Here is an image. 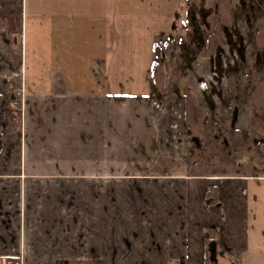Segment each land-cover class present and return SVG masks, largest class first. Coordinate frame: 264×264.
Here are the masks:
<instances>
[{
  "label": "crops",
  "instance_id": "0c3cea01",
  "mask_svg": "<svg viewBox=\"0 0 264 264\" xmlns=\"http://www.w3.org/2000/svg\"><path fill=\"white\" fill-rule=\"evenodd\" d=\"M117 5L0 0V67L19 71L0 78V96L22 115L20 132L0 131V260L203 264L212 230L215 264H264V177L112 174L113 117L123 133L150 131L152 97L145 81L141 95L107 92ZM117 99L139 111L120 119Z\"/></svg>",
  "mask_w": 264,
  "mask_h": 264
},
{
  "label": "rangeland",
  "instance_id": "374dc122",
  "mask_svg": "<svg viewBox=\"0 0 264 264\" xmlns=\"http://www.w3.org/2000/svg\"><path fill=\"white\" fill-rule=\"evenodd\" d=\"M112 1H118L126 18L119 52L108 56L107 92L141 95L145 81L152 95L151 100H142L150 105V131L123 133L120 120L113 117L112 174L187 173L190 157L197 148L185 141L184 103L194 105L195 125L205 134H242L240 140H229L230 153L228 148L220 149L221 155H229L225 159L241 163L252 158L260 149L259 141L264 140V130L254 122L263 111L249 97L257 75L264 70V50H259L255 42L259 30L264 31V0H228L229 20L220 25L216 24V0ZM113 29L117 27L113 25ZM4 40L0 38V46ZM154 62L163 76L161 89L152 84L150 66ZM18 72L3 65L0 78ZM138 101L141 100L132 102ZM16 102H5L0 131L3 123L8 124L7 109ZM132 102L113 100V110L118 109L120 119L122 114L130 115V110L139 111ZM241 145L246 146L242 155L237 152ZM137 161L145 164H135ZM254 171L261 172L250 173L256 174Z\"/></svg>",
  "mask_w": 264,
  "mask_h": 264
},
{
  "label": "trees",
  "instance_id": "16d2710c",
  "mask_svg": "<svg viewBox=\"0 0 264 264\" xmlns=\"http://www.w3.org/2000/svg\"><path fill=\"white\" fill-rule=\"evenodd\" d=\"M218 5V17L217 25L222 22L229 20V3L228 0H216ZM255 42L259 50H264V31L259 30L256 35ZM159 75L161 77H159ZM151 77L153 81V86L157 89H161V80L163 76L161 75V69L159 65L154 62L151 66ZM249 97L253 105L262 110V116L255 117V126L260 130H264V70L262 73L257 75V80L254 81L253 87L250 89ZM4 102L2 96H0V114L4 110ZM16 108L17 111L12 109ZM21 108V103L17 101L7 109V133L16 134L21 130L22 116L21 112L18 111ZM184 119L186 121L185 127V141L186 143H192L195 149L193 156L189 160L188 174L192 177H264V140L259 141L257 146L260 147L256 150L255 155L252 158L247 159L245 162L239 163L236 159L230 160L225 159L226 154L221 155L220 149L228 148L227 152L230 153L229 140L230 139H241L243 136L239 131H235L233 134L226 132L220 133L215 131L211 133L208 131L206 134L194 122V105L189 103H184ZM203 145H202V143ZM246 146L241 145L238 147V153L242 155L246 151ZM255 150V149H252ZM203 152V153H202ZM205 152V153H204ZM253 170H260L256 174L250 173ZM215 192L213 190L208 193V200L210 203L216 202L213 197ZM211 198V199H210ZM212 230H209L205 235V253H204V263L203 264H215L213 260V255L210 251L209 244L212 242L217 243L218 241H213Z\"/></svg>",
  "mask_w": 264,
  "mask_h": 264
},
{
  "label": "built area",
  "instance_id": "2783aa9c",
  "mask_svg": "<svg viewBox=\"0 0 264 264\" xmlns=\"http://www.w3.org/2000/svg\"><path fill=\"white\" fill-rule=\"evenodd\" d=\"M0 264H22V262L14 261L13 259L0 260Z\"/></svg>",
  "mask_w": 264,
  "mask_h": 264
}]
</instances>
